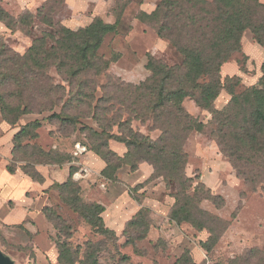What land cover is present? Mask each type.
<instances>
[{
    "label": "trees",
    "instance_id": "16d2710c",
    "mask_svg": "<svg viewBox=\"0 0 264 264\" xmlns=\"http://www.w3.org/2000/svg\"><path fill=\"white\" fill-rule=\"evenodd\" d=\"M4 1L0 0V23L11 33L18 31L26 36H30L34 21L53 28L54 17L65 3V0H45L35 13L24 9L12 15L3 7ZM117 5L111 9L113 23L94 17L88 25L76 30L62 26L56 37L41 32L23 53L11 48L5 35L0 34V115L11 129L18 128L6 170L13 175L20 169L32 182L41 185L45 180L37 166L61 167L78 162L58 150H44L32 144L44 122L55 126L61 134L71 129L85 137L89 150L105 163L100 174L110 182L117 181L116 173L123 166L135 172L140 165H149L152 173L146 182L161 179L171 198L168 222L186 223L196 232L206 231L207 240L199 245L208 254L230 223L200 207L201 201L206 200L221 209L225 201L187 176L188 154L184 146L192 132L208 134L251 191L264 183V63L259 85L239 93L235 88L241 77L221 76L222 66L241 52L246 31L256 44L264 41V3L160 0L149 15L141 12L140 21L167 41L181 61L169 65L148 55L145 68L149 75L138 84L110 76L108 69L113 61L98 53L105 36L117 32L121 19ZM51 71L61 82L50 75ZM220 89L229 95V100L216 109L211 102ZM185 100L207 112L208 121L203 123L187 112ZM45 114L40 120L18 126L23 116ZM82 120H91L97 129L82 124ZM133 122L146 126L148 134L135 130ZM153 131L158 132L156 138L149 134ZM110 141L124 145L122 157L110 149ZM75 172L71 165L66 181L52 186L60 201L102 239L74 247L67 223L48 206L41 209V214L57 231L53 241L58 264H101L98 255L109 244L117 249L119 237L105 226L102 218L105 207L83 198L81 186L73 180ZM239 207L232 213L233 219ZM149 213L142 206L125 222L121 233L125 244L135 247L136 240L146 237L151 227ZM118 257L117 264H132L128 256L118 254ZM175 264H204V261L196 263L185 250ZM218 264H264V251L246 250L241 256Z\"/></svg>",
    "mask_w": 264,
    "mask_h": 264
},
{
    "label": "rangeland",
    "instance_id": "374dc122",
    "mask_svg": "<svg viewBox=\"0 0 264 264\" xmlns=\"http://www.w3.org/2000/svg\"><path fill=\"white\" fill-rule=\"evenodd\" d=\"M66 1L61 12L54 17L53 28H47L34 21L30 36L18 31L8 33L9 38L4 34L8 45L15 51L23 53L41 32L52 33L56 37L62 26H69L76 30L88 25L94 17H100L105 23L111 24L114 22L111 9L118 4L121 19L117 32L107 34L98 50L100 55L113 61L108 69L110 76L124 83L138 84L149 75L145 68L148 55L161 59L169 65L181 61V57L167 41L158 38L153 29L139 19L141 12L149 15L160 0ZM260 2L264 3V0ZM28 3L29 0H8L3 7L13 15L20 13ZM51 44L52 42L49 41L48 46ZM229 62L241 77L240 84L235 88L236 93L252 85H259L262 79L261 65L264 63V41L261 45L256 44L251 34L246 31L242 37L241 52L235 54ZM50 75L57 82H61L55 71H51ZM100 95L98 92L97 96ZM228 100L229 95L220 89L212 99L211 105L216 109H221ZM183 106L187 112L201 122L208 121L207 112L196 107L193 102L185 100ZM30 116L32 117L30 119L40 120L47 114ZM81 123L97 129L91 120H82ZM132 127L143 134H148L147 127L138 122H133ZM37 132L39 137L32 144L36 143L44 150H58L78 159V162L66 163L61 168L72 165L76 169L73 180L80 186V182L85 181L83 186L86 188L83 190L81 186L83 198L90 202H97L103 205L105 210L107 209L105 216L104 213L102 214V218L104 216V223L116 229L115 234L119 240L117 249L109 244L98 255L101 264H117L118 254L128 256L132 264H175L185 250L189 251L196 263L204 261V264H218L235 259L246 250L264 251V183L256 191H251L248 185L236 176L235 171L218 151L214 140L208 134L192 132L184 146L188 154L185 169L187 176L194 182L203 184L205 190L208 189L212 194L221 195L225 201L221 209H216L206 200L201 201L200 207L230 223L213 250L206 254L199 245L200 242L207 240L206 231L196 232L186 223L175 225L168 222L167 214L171 198L167 191L163 190L164 184L161 179L148 183L146 180L149 176L146 172L141 170L138 173L139 168L132 172L129 167L123 166L116 173L117 181L110 182L100 174L101 165L104 168L105 163L89 150L85 137L78 132L68 129L65 134H61L55 126L47 122H44ZM149 134L156 138L158 132L153 131ZM109 147L111 150L114 149L115 151H112L118 156H120L118 147L122 149V152L126 151L123 144L115 141H110ZM44 167L48 169L47 178L44 177L45 182L41 184L44 186L40 188L38 195L41 196V200L38 204L50 207L67 223L72 232L70 243L74 247L82 246L89 240L100 241L102 237L96 235L77 214L60 201L58 191L52 186L53 183H58L56 182L58 181V166ZM196 176L199 177L198 180L195 179ZM50 187L52 188L49 189ZM124 193L127 194L126 198L124 197L125 201L121 198ZM30 194L34 196L35 192L32 191ZM127 200L140 207L133 212L129 204L125 206ZM8 204L9 208H14L13 202ZM238 205L239 210L233 219L232 213L236 211ZM142 206L150 210L148 217L151 227L146 237L136 240L135 247H133L125 244V238L121 235L122 226L124 227L125 222ZM36 208L34 206L33 209H29L31 213L20 218L17 217L18 213H14L10 224L0 220V259L6 264H58L53 241L57 231L54 225L45 221L42 216V221L39 217L34 220V211L38 215ZM124 209L127 211L125 212Z\"/></svg>",
    "mask_w": 264,
    "mask_h": 264
},
{
    "label": "crops",
    "instance_id": "0c3cea01",
    "mask_svg": "<svg viewBox=\"0 0 264 264\" xmlns=\"http://www.w3.org/2000/svg\"><path fill=\"white\" fill-rule=\"evenodd\" d=\"M7 1L8 0H5L3 2V4ZM44 1L45 0H40V1H38V0H31L30 1L29 0V3L26 4V7L22 8V10L28 9L29 11L34 13L36 11V9ZM17 14H19V13H17ZM17 14H13V15H17ZM65 27L70 28L69 26H65ZM70 29H73V28H70ZM8 33H10V31L7 30L4 27V25L0 23V34H5L6 37L9 38ZM221 76H224V78L227 76L228 77H233V76H239L240 77L238 72H236L235 69L231 66L230 62H228L222 66ZM30 118H32L30 115H26V116L21 117L19 122H18V126L24 125V124L34 120V119H30ZM17 131H18V128L11 129L3 121V119L0 115V220L4 221L5 223H9L10 220H12L14 213H18L17 217L20 218L23 215L25 216L27 214H30L31 213L30 210L33 209L34 206H36L37 207L36 211H38V215H36L35 211H34V213H33L34 220H37V218L39 217V220L42 221L41 208H43L44 205H41L42 206L41 207L40 204H38V201L41 200L40 199L41 196H39L38 194L41 190L40 188H42L44 185L42 186L38 183L32 182L27 176H25L21 172L20 169L16 170L15 174H13V175L9 174L6 170V166L11 159V150L13 147L12 140H13V137ZM112 150H114V149H112ZM118 152H119L118 154L120 156L125 153V151L122 152V149L120 147H118ZM70 166L71 165L64 166L63 168L58 167V181H56V182H58L59 184H62L66 181V179L69 176V167ZM36 169L43 177L47 178L46 172L48 169H46V167L37 166ZM102 169H103V167L101 165V170ZM141 170L146 172V174H148L147 176H150L152 173V168L148 165H141L139 167L138 173ZM80 183H81L82 189L84 190V188H86L85 186H83V184H85V181H81ZM160 184L162 185V183H160ZM48 186L46 187V189L48 188ZM163 190H165L164 185H163ZM32 191L35 192L34 196H32L30 194V192H32ZM122 195L123 196H121V198H123V200L125 201L127 194L124 193ZM32 197H34V198H32ZM10 202L14 203V208L8 207V205H9L8 203H10ZM128 204H129V207L132 208L133 212H135V209L137 210L138 207H140L138 205H133L132 201L127 200L125 206H127ZM122 210H123V208H122ZM124 210H125V212L127 211L126 209H124ZM106 211H107V209L105 210V212ZM105 212H104V216H105ZM104 216H103V219H104ZM131 216L132 215H130V217ZM105 226L108 230L116 233L115 232L116 229L109 227L106 222H105ZM122 228H123V226H122Z\"/></svg>",
    "mask_w": 264,
    "mask_h": 264
},
{
    "label": "water",
    "instance_id": "95a60500",
    "mask_svg": "<svg viewBox=\"0 0 264 264\" xmlns=\"http://www.w3.org/2000/svg\"><path fill=\"white\" fill-rule=\"evenodd\" d=\"M0 264H6L5 262H3L1 259H0Z\"/></svg>",
    "mask_w": 264,
    "mask_h": 264
}]
</instances>
